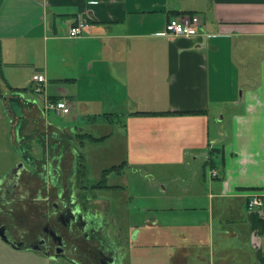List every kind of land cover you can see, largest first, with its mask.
Instances as JSON below:
<instances>
[{
    "label": "crops",
    "instance_id": "crops-1",
    "mask_svg": "<svg viewBox=\"0 0 264 264\" xmlns=\"http://www.w3.org/2000/svg\"><path fill=\"white\" fill-rule=\"evenodd\" d=\"M185 1L0 0V66L5 78L0 118L4 112L11 117L17 151L43 164L39 172L47 176L46 182H57L61 171L71 182L73 156L79 152L75 140L67 152L61 139L95 135L75 125L54 124L40 104L18 93L10 98L9 86L21 87L23 79L18 81L7 70L36 68L26 78L34 83L32 75L43 74L40 94L45 90L49 99L69 102L70 111L63 115H71V120L101 118L111 125L112 117L122 121L124 167L161 163L171 165L172 171L190 169L182 175L179 170L169 185L191 188L196 181L206 192L166 193L163 187L158 196L189 203L198 199V205L163 207L172 217L168 222L159 221L156 205L148 221H133L135 239L124 264H130L131 255L141 261L142 248L162 255L159 264H264V204L257 209L246 205L252 192L264 199V0ZM188 11L200 16L205 33L158 34L170 17ZM78 19L88 23L86 30L68 36L69 25ZM114 136V130H107L93 142L104 144ZM216 148L222 151L210 155ZM208 157L217 175L201 183L195 163L203 165ZM16 161L14 156L0 166V194L6 188L13 191L2 206L39 196L34 193L39 176L28 174L32 191H25L21 175L15 181L10 174ZM190 174L192 182L185 178ZM104 196L98 195L97 201H104L109 216L124 228ZM197 211H202L199 221L186 219ZM25 255L49 263L35 248H14L0 239V260H22Z\"/></svg>",
    "mask_w": 264,
    "mask_h": 264
},
{
    "label": "flooded vegetation",
    "instance_id": "flooded-vegetation-1",
    "mask_svg": "<svg viewBox=\"0 0 264 264\" xmlns=\"http://www.w3.org/2000/svg\"><path fill=\"white\" fill-rule=\"evenodd\" d=\"M76 139L83 144L82 138ZM76 139L70 136L61 139L63 145L68 146L67 152L73 150L71 142ZM80 155L82 154L75 153L73 156L76 165L71 182L66 181L64 171H61L62 175L58 176L57 182L49 183L46 182L47 176L39 172L43 164L36 163V159L32 160L29 156H23L17 178L21 175L22 182L24 181L21 183L24 186L26 184L27 191L33 185L28 174L39 176L40 185L34 188V193L39 196L35 199L33 195L25 198L26 202L36 204L37 208L27 214L30 217V221H27V215L25 217L14 211L13 206L1 205V201L11 197L13 192L9 188L3 189L0 194V225L4 226L9 239L23 246L34 247L49 261L69 264H124L134 243V226L127 230L122 228L109 216L105 202L97 201L98 195L103 196L100 190L105 188L97 182H86V169L79 166ZM68 157L69 155L65 158ZM29 163L34 170L28 166ZM15 181H10L13 187Z\"/></svg>",
    "mask_w": 264,
    "mask_h": 264
},
{
    "label": "rangeland",
    "instance_id": "rangeland-1",
    "mask_svg": "<svg viewBox=\"0 0 264 264\" xmlns=\"http://www.w3.org/2000/svg\"><path fill=\"white\" fill-rule=\"evenodd\" d=\"M186 2L187 0L185 1V3ZM33 70H36V68H31L28 66H17L10 67V69L7 71H9L10 73H14L18 81H20L21 78L23 79L21 87H26L24 98L28 100H34L35 103L40 104V107H43L44 104L42 99L46 96L45 90L43 91L44 96L35 92L32 88L33 83L30 79L26 78L27 72L29 71L30 73H32ZM1 74L0 87L4 89L5 83L3 80V75ZM43 85L45 86V84ZM99 92V89H96L95 94L99 96ZM7 96H9V93H7ZM0 102H3L1 98ZM77 108L80 107L78 106ZM121 110L124 109L122 108ZM43 111L46 112L47 118L56 125H61L62 127L68 126L69 124H71L72 126L75 125L83 128L84 131H86L87 133L90 132L95 136H98L100 133H105L107 132V130H110L112 132L114 130V138H112V140L108 142H105L104 144H97L93 141L88 140L87 135L77 136V138L83 139L84 146L77 139L72 144L73 146H75L76 150L83 156V168L86 169L87 177L86 182L90 184H94L95 182L98 183L102 179L101 174L103 169L110 167V165L112 164H121V168L119 171L120 173H115L114 171L109 172V174L107 175V182H105V184L103 185V188L105 189H101L100 192L105 195L104 199L106 200V203L111 201V205H109L108 208L110 209V211H113L115 208L116 215L121 221L124 228H129L134 223L133 221H148L149 216L152 215V209L156 207V205H159V209L156 211L158 219L159 221L161 220L163 222H168V220L172 218L168 217V214H164V211L162 210L163 207L172 205L174 203L183 207L191 204L198 205V199L189 203L187 199H184L183 201L179 199L168 200L167 198L158 196L161 192H163V187H166V193L182 192V194H186L187 192L196 191V194H200V192H206V188H198L196 181H193V179H191V174L185 177L188 179V182L190 181V179V182L193 181L191 183V188H189L188 185H185L183 183L169 185V180L180 169H178V171H172L171 165L168 164L156 163L154 167L153 164H148L147 166L145 165L144 169L124 167L121 162L124 158V150H122L124 127L122 121L117 118L112 117L113 124L111 125L109 122H103L101 118H98L95 121H73L71 120V115H63L61 113H56L52 109H44ZM10 131L11 117L4 112L2 113V116L0 118V166L4 163H8V161L10 162L14 156L17 160L15 165H17V163H20L23 160V155L20 154L16 149V146L20 144L13 142ZM16 139L18 140V138ZM195 166L196 170H198L199 172L198 179L201 183L204 182V179L205 182H208L209 180L211 181V170L208 164L205 163L202 165L198 162L195 163ZM186 169L181 168L178 174H184L186 172ZM187 170L190 169L188 168ZM2 176L3 175H1V177ZM120 186L122 187V189L118 188ZM206 187L209 188V184L206 185ZM28 191H32V188L28 189ZM213 191H216V189H213ZM199 202L203 203L204 200L201 199ZM13 208L14 211L25 216L30 211H34L37 206L36 204H32L31 202H25L23 204H15ZM26 218L27 221H30V217H28V215ZM201 218L202 211H197L192 215H187L186 219H196L197 221H199ZM141 253V261L135 260L134 257L131 255L129 259L130 264H159V259L162 258V255H160L159 253L153 254V252H149V249L147 248H142ZM32 258V256L25 255V257L21 258L22 260H16V258H12V260L9 261L0 260V264H42L40 260ZM47 264L69 263L49 261V263ZM164 264L167 263H165L164 261Z\"/></svg>",
    "mask_w": 264,
    "mask_h": 264
},
{
    "label": "built area",
    "instance_id": "built-area-1",
    "mask_svg": "<svg viewBox=\"0 0 264 264\" xmlns=\"http://www.w3.org/2000/svg\"><path fill=\"white\" fill-rule=\"evenodd\" d=\"M88 23L84 19H78L77 21L71 23L68 27V36L77 37L84 33ZM200 16L196 13L192 14H181L170 17L165 23L164 29L161 32H158L159 35H184L192 36L203 31L205 27L201 26ZM204 31V33H205ZM33 90L37 93H41L43 90V82L45 77L41 73H35L32 75ZM24 95V94H22ZM43 108L52 109L56 113L66 114L70 111L69 102L62 99H49L47 96L43 97ZM211 176L217 175L215 170H211ZM264 204L263 196L259 193L252 192L248 195L246 205L248 209H257L262 207Z\"/></svg>",
    "mask_w": 264,
    "mask_h": 264
},
{
    "label": "trees",
    "instance_id": "trees-1",
    "mask_svg": "<svg viewBox=\"0 0 264 264\" xmlns=\"http://www.w3.org/2000/svg\"><path fill=\"white\" fill-rule=\"evenodd\" d=\"M187 13L188 14H192L193 12L192 11H188ZM176 14H185V13L184 12H177ZM0 74H1V66H0ZM3 80L5 81L4 77H3ZM25 90H26V87L13 88V87H10L9 86V93L11 94L10 95V98H12L15 93L25 92ZM188 112H192V111H188ZM196 112H204V111H196ZM140 113H142V114H158L156 112H144V111L143 112L140 111ZM162 113H167V112H162ZM81 135H84V134H81ZM87 136H89L88 139H90L91 141H99L100 139L103 138V137H101V138L100 137H94L91 134H87ZM213 150H215V151H222V148H218V149L216 148V149L210 150L209 151L210 155H211V152L213 153ZM210 162H213V158L212 157H210V158L208 157V160L206 161V164H208L210 166L211 165ZM79 166L81 168L83 167V156L82 155L79 156ZM120 168H121V164H119V165H111L110 167H108L106 169H103L102 170V174H101V178L102 179L98 183L104 185L105 182H106V178H107V175L109 174V172H111V171H114L115 173L116 172H119L120 171Z\"/></svg>",
    "mask_w": 264,
    "mask_h": 264
},
{
    "label": "water",
    "instance_id": "water-1",
    "mask_svg": "<svg viewBox=\"0 0 264 264\" xmlns=\"http://www.w3.org/2000/svg\"><path fill=\"white\" fill-rule=\"evenodd\" d=\"M19 96L21 97L22 94L19 93ZM22 164H23L22 162L18 163V164L15 165V166L13 167V169L10 171V172L13 174L14 179H16L17 176L19 175V170H18V169H19V167H20ZM134 233H135V232H134ZM0 239H2L4 242L8 243L9 245H11V246L14 247V248H18V249H23V248H31V249H32V248H34V247H31V246H25V247L20 246V245H18L17 243H15L14 241H12L11 239H9V238L7 237L5 231H4V226H3V225H0Z\"/></svg>",
    "mask_w": 264,
    "mask_h": 264
}]
</instances>
